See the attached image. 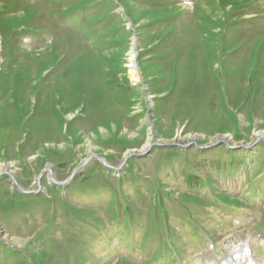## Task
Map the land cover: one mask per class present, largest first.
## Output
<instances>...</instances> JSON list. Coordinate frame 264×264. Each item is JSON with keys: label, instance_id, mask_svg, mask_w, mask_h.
Listing matches in <instances>:
<instances>
[{"label": "rangeland", "instance_id": "obj_1", "mask_svg": "<svg viewBox=\"0 0 264 264\" xmlns=\"http://www.w3.org/2000/svg\"><path fill=\"white\" fill-rule=\"evenodd\" d=\"M91 2L0 0V264H264V0Z\"/></svg>", "mask_w": 264, "mask_h": 264}, {"label": "water", "instance_id": "obj_2", "mask_svg": "<svg viewBox=\"0 0 264 264\" xmlns=\"http://www.w3.org/2000/svg\"><path fill=\"white\" fill-rule=\"evenodd\" d=\"M218 144V143H217ZM223 144H225V145H228L227 143H223ZM175 144H167V145H162V146H174ZM195 145V144H194ZM175 146H181V147H184V146H182V145H175ZM187 146H190V145H187ZM229 146V145H228ZM102 162V161H101Z\"/></svg>", "mask_w": 264, "mask_h": 264}, {"label": "bare ground", "instance_id": "obj_3", "mask_svg": "<svg viewBox=\"0 0 264 264\" xmlns=\"http://www.w3.org/2000/svg\"><path fill=\"white\" fill-rule=\"evenodd\" d=\"M133 67V66H132ZM131 77L133 78V77H135V71L134 70H131ZM129 156H133V153H131L130 155H128L127 157H129Z\"/></svg>", "mask_w": 264, "mask_h": 264}]
</instances>
